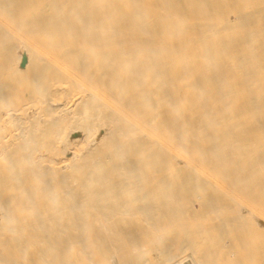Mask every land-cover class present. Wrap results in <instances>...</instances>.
<instances>
[{"label": "bare ground", "instance_id": "obj_1", "mask_svg": "<svg viewBox=\"0 0 264 264\" xmlns=\"http://www.w3.org/2000/svg\"><path fill=\"white\" fill-rule=\"evenodd\" d=\"M154 262L264 264V0H0V264Z\"/></svg>", "mask_w": 264, "mask_h": 264}, {"label": "rangeland", "instance_id": "obj_2", "mask_svg": "<svg viewBox=\"0 0 264 264\" xmlns=\"http://www.w3.org/2000/svg\"><path fill=\"white\" fill-rule=\"evenodd\" d=\"M197 237L198 236H193V235H190L189 237H187V238H184V241H182L181 240V244H183V245H186V244H188V243H190V241L192 240V241H194V243H195V241H200V238L198 237V239H197ZM181 239H182V237H181ZM165 240V239H164ZM167 240V239H166ZM185 240H186V242H185ZM179 243H180V239H179ZM191 243H193V242H191ZM190 243V244H191ZM174 251V250H173ZM173 251H171V253L170 254H166L164 257H161V261H169V260H172V259H175L174 258V256H176L177 255V253H179V250H177V251H174L175 252V254H174V252ZM186 253H189V251L188 252H186ZM169 255H170V257H172V259H170V257H169ZM150 258H151V256H149ZM148 257V258H149ZM151 261H153V256H152V259H150ZM154 264H157L156 262H154Z\"/></svg>", "mask_w": 264, "mask_h": 264}]
</instances>
